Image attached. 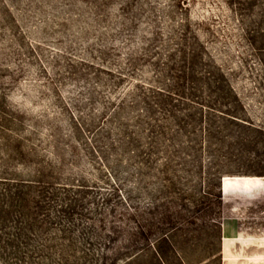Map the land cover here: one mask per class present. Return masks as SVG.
<instances>
[{
    "label": "rangeland",
    "instance_id": "1",
    "mask_svg": "<svg viewBox=\"0 0 264 264\" xmlns=\"http://www.w3.org/2000/svg\"><path fill=\"white\" fill-rule=\"evenodd\" d=\"M0 264H264V0H0Z\"/></svg>",
    "mask_w": 264,
    "mask_h": 264
},
{
    "label": "water",
    "instance_id": "2",
    "mask_svg": "<svg viewBox=\"0 0 264 264\" xmlns=\"http://www.w3.org/2000/svg\"><path fill=\"white\" fill-rule=\"evenodd\" d=\"M222 185H223V182H222Z\"/></svg>",
    "mask_w": 264,
    "mask_h": 264
}]
</instances>
